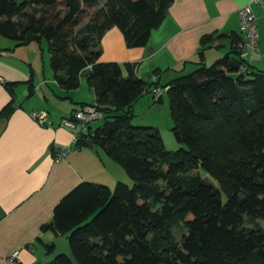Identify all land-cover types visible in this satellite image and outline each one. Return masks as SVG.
Segmentation results:
<instances>
[{"label":"trees","instance_id":"trees-1","mask_svg":"<svg viewBox=\"0 0 264 264\" xmlns=\"http://www.w3.org/2000/svg\"><path fill=\"white\" fill-rule=\"evenodd\" d=\"M174 1L0 0L2 36L16 47L47 42L60 87L75 90L85 77L93 89L103 124L74 147L92 139L134 181L114 189L85 181L55 207L45 228L67 239L79 264H264V70L244 57L242 37L233 35L236 47L208 66L205 49L224 35H204L199 66L163 86L185 144L176 151L158 127L132 125L135 103L160 84L140 77L138 62L101 60L110 28L127 47H145ZM19 84L4 82L12 98L0 118L14 112ZM179 226L187 231L180 240Z\"/></svg>","mask_w":264,"mask_h":264},{"label":"crops","instance_id":"crops-1","mask_svg":"<svg viewBox=\"0 0 264 264\" xmlns=\"http://www.w3.org/2000/svg\"><path fill=\"white\" fill-rule=\"evenodd\" d=\"M248 3H252L258 20L259 52L243 50V55L255 68L264 70V7L253 0H175L145 47H127L121 30L110 28L102 39L101 60L138 62L140 77L153 82L156 76L160 85H167L199 66L204 35H224L207 46L205 63L236 47L232 36L243 38L238 12ZM25 59L0 55V111L12 98L4 82L20 83L14 112L8 120L0 118V264H11L16 251L17 264H43L42 258L49 253L46 244L52 245V239L58 236L45 227L53 221L61 199L81 183L96 182L114 189L118 181L133 182L122 166L94 146H83L65 159H55L57 150L72 145L73 139V130L62 127L61 120L80 109L81 103H93L95 95L84 82L85 77L79 88L68 92L55 78L37 75L33 77L35 94L28 97L31 68ZM148 94L152 99L151 92L140 99L145 106L151 102ZM42 110L49 113L46 126L30 115Z\"/></svg>","mask_w":264,"mask_h":264},{"label":"rangeland","instance_id":"rangeland-1","mask_svg":"<svg viewBox=\"0 0 264 264\" xmlns=\"http://www.w3.org/2000/svg\"><path fill=\"white\" fill-rule=\"evenodd\" d=\"M94 10H91L88 14V17L86 18L85 21L90 20L93 17ZM10 43V44H9ZM14 40H11L9 38H6L0 34V50L2 54H6L9 56H14L18 58H26L25 61L28 63V66L31 68V72L34 74V77L37 75L44 78H48L53 80L54 77V72L51 66V54L50 51L48 50V44L47 42H44L42 45L38 44L37 42H31L30 44L27 45H22V46H12L11 48H8V46H11L14 44ZM103 48V47H102ZM9 50H12L10 52ZM211 54V53H210ZM222 55L221 57H223ZM219 57V58H221ZM29 60V61H28ZM217 60V59H216ZM216 60L214 61H209L206 63L208 66L213 64ZM15 61H18L15 59ZM31 62V63H30ZM191 69L185 71L184 74H188L193 72L195 69L190 71ZM39 78V77H38ZM84 78V77H83ZM82 78V79H83ZM84 82L88 83L87 79L84 78ZM82 82V80H81ZM84 85V83H83ZM86 86L88 89L90 88L89 86ZM27 89V86H26ZM19 90L17 91V94H19ZM35 90V89H34ZM35 94V93H34ZM33 94V95H34ZM150 94L147 95L149 99ZM91 94L89 95V98H91ZM143 96L140 98L142 99ZM163 101L161 102H154V99H151V102L147 103V105H143V102H140L141 100L139 99L134 107H133V113H134V118L132 120V125L134 126H155L158 127L161 135L164 140V144L168 150L171 151H176L180 148L185 147V144L181 142L177 136L176 133L173 129L174 127V122L172 119V114H171V109H170V103H169V98L166 92H164L163 95ZM69 100V98H68ZM90 104V103H88ZM87 105V104H86ZM81 106V105H80ZM103 124V119H97L91 122V126L95 129L98 126ZM66 128V127H65ZM72 130V129H71ZM98 149L102 152V149L98 147ZM104 153V152H102ZM205 176H208L205 171H202ZM133 181V180H132ZM134 181L130 184V186H133ZM261 224H264V222L260 221ZM177 238L180 240L182 235L186 233V229L183 226L176 227L174 229Z\"/></svg>","mask_w":264,"mask_h":264},{"label":"built area","instance_id":"built-area-1","mask_svg":"<svg viewBox=\"0 0 264 264\" xmlns=\"http://www.w3.org/2000/svg\"><path fill=\"white\" fill-rule=\"evenodd\" d=\"M254 3L260 4L264 7V0H253ZM239 17L241 23V32L243 38L238 44L239 49L248 51L250 53L259 52V31H258V20L253 9L252 3H248L239 9ZM152 81L156 83L157 78L153 76ZM168 87H163L161 85H154L151 89V93L155 102L159 101L164 92ZM48 111H32L30 113L31 117L41 125H48ZM103 114L98 109L96 102L93 104H87L82 109L75 110L71 116H66L61 120L60 125L73 130L72 145L67 147H62L57 150L55 154V159L57 161L65 159L68 154L76 148L74 144L81 138L84 137V133H91L94 135L93 131H90V124L92 121L97 119H102ZM92 130V129H91ZM90 138V137H88ZM18 251L13 253L10 258L11 264H17Z\"/></svg>","mask_w":264,"mask_h":264},{"label":"water","instance_id":"water-1","mask_svg":"<svg viewBox=\"0 0 264 264\" xmlns=\"http://www.w3.org/2000/svg\"><path fill=\"white\" fill-rule=\"evenodd\" d=\"M89 72L84 73L83 76H87ZM177 138H180V132L175 131ZM86 144L89 147L94 146V142L92 139H87ZM52 245L54 247L53 251L46 254L43 258L42 261L44 263L49 262L51 260H54L60 256H65L67 259L71 262V264H79L77 258L75 257L73 250L68 243L67 240H65L63 237L57 236L52 239Z\"/></svg>","mask_w":264,"mask_h":264}]
</instances>
